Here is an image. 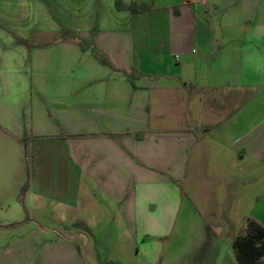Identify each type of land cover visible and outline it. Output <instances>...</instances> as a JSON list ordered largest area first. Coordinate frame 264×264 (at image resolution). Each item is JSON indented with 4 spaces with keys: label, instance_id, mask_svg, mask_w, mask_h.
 <instances>
[{
    "label": "crops",
    "instance_id": "crops-1",
    "mask_svg": "<svg viewBox=\"0 0 264 264\" xmlns=\"http://www.w3.org/2000/svg\"><path fill=\"white\" fill-rule=\"evenodd\" d=\"M190 190L264 228V0H0V264H89L50 224L101 195L147 227Z\"/></svg>",
    "mask_w": 264,
    "mask_h": 264
},
{
    "label": "rangeland",
    "instance_id": "rangeland-1",
    "mask_svg": "<svg viewBox=\"0 0 264 264\" xmlns=\"http://www.w3.org/2000/svg\"><path fill=\"white\" fill-rule=\"evenodd\" d=\"M212 15L214 26L221 27L223 13L213 8ZM64 23V19L58 18V25ZM95 197L96 208L74 212L72 222L50 224V228L62 233H82L91 245L96 243L95 258L86 244L83 247L84 251L87 249L85 257L89 264H237L231 243L244 229L238 212H232L231 224L224 225L223 214L218 216V211L208 203L196 204L192 190L172 210L163 211L161 221L147 227L125 226L118 210L108 208L103 196ZM78 222L81 225L77 226Z\"/></svg>",
    "mask_w": 264,
    "mask_h": 264
},
{
    "label": "trees",
    "instance_id": "trees-1",
    "mask_svg": "<svg viewBox=\"0 0 264 264\" xmlns=\"http://www.w3.org/2000/svg\"><path fill=\"white\" fill-rule=\"evenodd\" d=\"M116 7L121 9L123 6L116 2ZM132 12H143L149 9L146 4H133L129 7ZM102 63L109 65L105 58L101 59ZM29 177L21 188L18 201L23 205V197L28 189ZM233 250L237 264H264V228L253 221H248L244 234L238 235L232 242Z\"/></svg>",
    "mask_w": 264,
    "mask_h": 264
}]
</instances>
